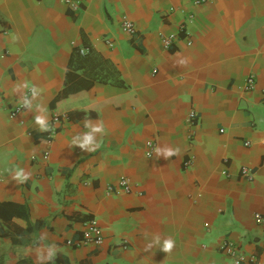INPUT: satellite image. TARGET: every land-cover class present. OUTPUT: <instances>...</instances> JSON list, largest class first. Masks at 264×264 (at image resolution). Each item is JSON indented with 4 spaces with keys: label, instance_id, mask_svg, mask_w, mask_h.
<instances>
[{
    "label": "crops",
    "instance_id": "1",
    "mask_svg": "<svg viewBox=\"0 0 264 264\" xmlns=\"http://www.w3.org/2000/svg\"><path fill=\"white\" fill-rule=\"evenodd\" d=\"M79 1L0 0V264H264V0Z\"/></svg>",
    "mask_w": 264,
    "mask_h": 264
},
{
    "label": "built area",
    "instance_id": "2",
    "mask_svg": "<svg viewBox=\"0 0 264 264\" xmlns=\"http://www.w3.org/2000/svg\"><path fill=\"white\" fill-rule=\"evenodd\" d=\"M194 4H201L205 2L206 0H192ZM64 2L71 7L73 10H78L80 8V1L79 0H64ZM192 18V15H189L190 19ZM121 29L127 33L128 35H133L135 33V28L133 22L126 18L123 17L120 23ZM173 41V36L168 35L163 38V43L164 47L168 48L169 45H171ZM109 45H112L111 42L106 41ZM255 77L250 74L247 76L245 85H244V90L245 91H251L255 87ZM21 109V106H17L14 109V112H17ZM65 120L64 116H53L51 119L50 124L48 125V133H47V140H50L53 135L56 133L57 128L61 125L62 120ZM197 120L196 113L192 110L188 113L187 115V123L189 125H192L195 123ZM245 145H248V142L244 143ZM150 149L153 148L152 144L148 145ZM47 156V153L44 154ZM186 165L189 164V162H185ZM240 176L247 179V180H252L253 178V172L247 167V166H242L240 169ZM119 190L129 192L130 190V184L127 178H122L118 181L117 187L108 188V191L112 192H118ZM255 220L261 221L262 216L259 213L254 214ZM103 242V237H102V229L98 226L96 219L91 218L87 221V224L85 228L82 231L81 237L78 239L72 241V240H67L68 244L74 245L76 247L79 246H87V245H92V246H99ZM122 247H126V241H122L121 243ZM219 250L224 252L225 255L231 260L232 264H242L243 257L240 255L239 252V247L236 245V243L231 240V239H224L222 240L219 245Z\"/></svg>",
    "mask_w": 264,
    "mask_h": 264
},
{
    "label": "clouds",
    "instance_id": "3",
    "mask_svg": "<svg viewBox=\"0 0 264 264\" xmlns=\"http://www.w3.org/2000/svg\"><path fill=\"white\" fill-rule=\"evenodd\" d=\"M37 119V123L40 124L41 126V129L42 130H46L47 126L45 125L44 121L42 119H40L39 117L36 118ZM101 129L97 128V129H94V131H100ZM93 143V137L91 136V134H87L84 136V139H83V142L81 143V147L84 148L85 146L87 145H90ZM100 145L97 144L96 145V148H98ZM95 149H90V151H94ZM171 154V153H170ZM15 179L18 180V182H25L28 177L26 175H23L22 174V170H18L17 171V175L15 177ZM175 246V241L172 240L171 238L169 239H166L163 243V246H162V250L165 252V253H170L171 250L173 249V247ZM53 253H50L49 254V257L52 258L53 257ZM39 259V257H38Z\"/></svg>",
    "mask_w": 264,
    "mask_h": 264
}]
</instances>
